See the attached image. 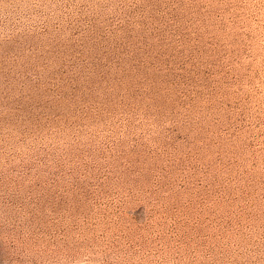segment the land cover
<instances>
[{
  "label": "rangeland",
  "instance_id": "rangeland-1",
  "mask_svg": "<svg viewBox=\"0 0 264 264\" xmlns=\"http://www.w3.org/2000/svg\"><path fill=\"white\" fill-rule=\"evenodd\" d=\"M0 264H264V0H0Z\"/></svg>",
  "mask_w": 264,
  "mask_h": 264
}]
</instances>
